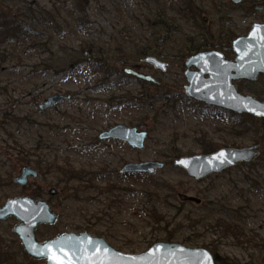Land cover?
Instances as JSON below:
<instances>
[{
	"label": "rangeland",
	"instance_id": "1",
	"mask_svg": "<svg viewBox=\"0 0 264 264\" xmlns=\"http://www.w3.org/2000/svg\"><path fill=\"white\" fill-rule=\"evenodd\" d=\"M0 1L1 9L25 14L20 21L37 31L21 44L0 46V205L42 191L60 218L56 225L38 228L41 241L88 231L126 254L176 242L207 248L232 264H264V127L251 119L236 124L188 98V57L180 56L182 42L203 32L210 39L203 26L215 39L224 29L233 30L236 38L246 36L255 23L264 22L257 5L192 0L204 12L202 20L177 18L182 33L159 43L164 55L140 58L132 51L154 45L147 18L164 0H76V6L73 0ZM92 44L108 50V70L93 65L90 57L85 58L90 64L81 58L70 70L77 52ZM123 49L133 53L126 66L151 74L159 85L125 75L118 56ZM148 56L167 63V70L147 64ZM235 85L242 94H260L264 100V78ZM56 93L72 99L41 111L43 100ZM115 125L147 131L145 147L99 138ZM209 141L221 148L260 144L259 156L202 180L174 164L181 157L205 154ZM150 161L165 165L155 175L122 172L127 164ZM25 165L40 174L30 178L27 188L13 183ZM51 189L57 190L55 196ZM16 224L14 218L0 221V263L45 264L21 254ZM228 224L242 233L224 235L231 231Z\"/></svg>",
	"mask_w": 264,
	"mask_h": 264
},
{
	"label": "water",
	"instance_id": "2",
	"mask_svg": "<svg viewBox=\"0 0 264 264\" xmlns=\"http://www.w3.org/2000/svg\"><path fill=\"white\" fill-rule=\"evenodd\" d=\"M220 1L223 4L227 2ZM229 1L233 5H239L246 1L261 0ZM232 47L233 59L226 58L217 50L199 52L186 59V96L208 106L264 119V100L242 94L235 85V81L256 82L264 75V23H255L246 36L233 41ZM145 62L155 69L164 72L167 70L168 64L155 56H148ZM126 64L127 62H122L124 74L139 81L159 85L160 82L151 74H145ZM67 98L54 95L41 108H51ZM148 135L147 131L137 127L115 125L102 132L99 138L119 140L133 149H143ZM259 149L260 144L245 148H221L210 154L181 157L174 164L194 180H202L212 174L223 173L238 164L251 163L259 156ZM164 165L154 161L130 163L122 172L155 175ZM38 176L39 173L31 166H24L13 178V182L24 187L28 185L30 178ZM50 194L56 195L57 190L51 189ZM8 218L17 221L13 233L27 256L32 260L45 261V264H216L215 256L207 248L189 247L176 242H157L143 253L126 254L88 231L80 234L64 233L41 241L37 236L38 228L42 225H56L60 216L47 200L28 195L10 198L0 205V221Z\"/></svg>",
	"mask_w": 264,
	"mask_h": 264
},
{
	"label": "trees",
	"instance_id": "3",
	"mask_svg": "<svg viewBox=\"0 0 264 264\" xmlns=\"http://www.w3.org/2000/svg\"><path fill=\"white\" fill-rule=\"evenodd\" d=\"M156 1L157 3L161 2L160 0H156ZM73 2L75 4L76 0H73ZM177 2H179L180 5L178 7H174V5ZM163 3L164 4H162L161 6L158 5V8L153 11L150 17L147 18V23L149 27L152 29L151 30L153 32L152 34L155 37L154 45L147 44L148 46H145L144 48L138 47L136 52L132 51L134 52L136 56L140 58L145 57L147 55H160L161 52H159L158 50V46L160 45L159 43L166 42L168 37H173L174 35L176 36L182 33L181 24L178 23L177 18L181 19V17H183L185 19L198 22L204 14L202 9L195 6L192 0H164ZM171 11H173L175 14H172ZM23 17H25V14L24 15L22 14L13 15L11 11H6L0 8V46L13 44V43L21 44L25 42L28 37H33L37 35V31L34 29L35 27L34 22H32L34 26L26 25L24 24V22L20 21V19H22ZM29 19L30 18H27V20ZM30 20L34 21L35 18L30 19ZM202 28H203V31L205 30L207 31V33L210 34V39H208L205 33L203 32L202 35H200L199 37L189 39L188 40L189 42H186V44L182 42V45L185 46V48H182L181 50V53H180L181 58L190 57L199 52L209 51V50L210 51L219 50L228 57H231L234 54L233 49H232V44H233V41L236 39V34L233 30L225 31L224 29L222 30L221 34L218 37L216 36V39H215V33L214 32L211 33V31L208 29L209 28L208 26H203ZM163 34H167V35L164 37H161ZM159 36L161 38H159ZM172 43H175V41ZM88 47L89 48L84 47L83 49L79 50V52H77L78 56H75L76 60H74L72 64L69 66L70 70L73 69V67L75 68L76 66L81 64L80 62L81 58L85 59L87 57H90L94 59L95 64L93 65H97L101 69H105L107 71L109 65H106L105 60L107 59L105 56H106V51L108 50H105V48H103L102 46H100L99 48H96L94 44L88 45ZM128 51L124 49L122 51L120 50L119 51L120 54L118 53V56H120L119 59H121L122 61H125L126 59L127 60L132 59L133 53L128 52ZM163 55L164 54H161V56ZM86 60L87 59H85V62H84L85 64L91 63V62H87L88 60L87 61ZM260 78H264V76H261ZM134 80L137 82L139 81L136 79ZM255 93L257 94V92ZM257 95L259 96L258 99L262 100L260 98L261 97L260 94H257ZM204 106L215 111V113H224L228 115L233 121H236V124L247 125L248 122H246V120L251 119L255 122L259 121L261 126L264 127V119L257 118L258 120H256L245 114H236L230 111L223 110L221 108L210 107L205 104ZM221 147H222L221 145L219 144L216 145L215 143L209 141L207 143V146L204 148V153L205 154L213 153ZM23 163L30 164V162H26V161H24ZM73 176H75V174ZM155 187L162 188L159 185ZM142 193L146 195L147 197H149L151 194L150 192H147V191H143ZM31 196L35 198H40L42 194L38 192V193H34ZM155 216L157 217V215ZM220 226L221 224H219V227ZM225 226H228L227 229H230L231 231H228V230L223 231L224 235L230 234V235H234L235 237H238L242 233V230L238 228H234L233 226L229 224ZM232 230H233V233H232ZM186 241H191V240H186ZM21 251H22L21 254L26 257L27 255L24 252L23 247H21ZM213 255L215 256L216 264H232L228 262V260L219 258L217 254H213ZM5 261H7L5 264H8V260L5 259Z\"/></svg>",
	"mask_w": 264,
	"mask_h": 264
},
{
	"label": "flooded vegetation",
	"instance_id": "4",
	"mask_svg": "<svg viewBox=\"0 0 264 264\" xmlns=\"http://www.w3.org/2000/svg\"><path fill=\"white\" fill-rule=\"evenodd\" d=\"M249 3H251L253 6H255V5H257L256 6V10L259 12V13H264V0H261V1H258V2H254V1H248ZM240 5V4H239ZM237 6V5H236ZM259 8H261V10H259ZM261 23H264V22H261ZM131 78L134 80L135 78H133L132 76H131ZM137 80V79H136ZM54 95H62V96H67L68 98L67 99H65V100H63V101H61L60 103H58L57 105H55V106H53V107H51V108H46V109H42L41 108V106H44L45 105V103H46V101L50 98V97H52V96H54ZM72 99V96L70 95V94H53V95H51V96H49V97H47V98H45L44 100H43V103L39 106V109L41 110V111H47V110H50V109H54V108H56V107H58L60 104H62V103H64V102H67V101H70ZM25 166H31V165H25ZM32 167V166H31ZM23 168V167H22ZM33 168V167H32ZM33 169H35V168H33ZM36 170V169H35ZM21 171V170H20ZM37 172H38V170H36ZM39 173V172H38ZM124 174H127V173H124ZM128 174H133V173H128ZM127 174V175H128ZM40 175V174H39ZM30 182L31 181H29V183H28V185L27 186H24V188H27L29 185H30ZM14 183V182H13ZM15 184V183H14ZM40 190H42L41 188H40ZM39 192H42V191H39ZM43 193V192H42ZM49 194H50V192H49ZM50 196H53V195H51L50 194ZM55 196V195H54ZM41 199H42V197H40ZM45 200H47V199H45ZM49 203H50V201H49V199L47 200Z\"/></svg>",
	"mask_w": 264,
	"mask_h": 264
}]
</instances>
